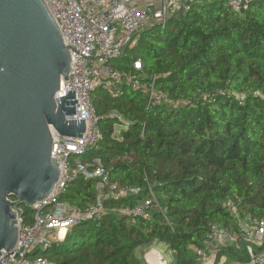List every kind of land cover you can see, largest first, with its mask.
I'll list each match as a JSON object with an SVG mask.
<instances>
[{"label": "trees", "instance_id": "1", "mask_svg": "<svg viewBox=\"0 0 264 264\" xmlns=\"http://www.w3.org/2000/svg\"><path fill=\"white\" fill-rule=\"evenodd\" d=\"M214 2H192L165 24L143 28L128 55L140 60L143 83L172 101L149 104L144 91L92 96L101 138L84 156L101 159L112 181L138 188L109 209L142 203L153 192L151 217L108 211L72 227L62 241L31 256L53 264H148L137 249L160 241L172 264H198L212 225L239 231L248 216L264 219V0L242 16ZM152 85V86H151ZM98 177L79 176L60 200L84 207L97 195ZM25 214L32 220V210ZM240 261L241 253L222 250Z\"/></svg>", "mask_w": 264, "mask_h": 264}, {"label": "built area", "instance_id": "2", "mask_svg": "<svg viewBox=\"0 0 264 264\" xmlns=\"http://www.w3.org/2000/svg\"><path fill=\"white\" fill-rule=\"evenodd\" d=\"M59 27L64 43L69 47L71 70L68 80H62L56 97L75 91L76 113L69 120L85 119L82 137L60 135L52 128V160L60 164V177L51 194L43 201L26 206L32 210V220L25 214V206H14L18 239L12 252L2 251L0 264H53L43 256H31L35 249H44L64 240L73 226L86 221H97L108 211L128 216L151 217L152 210L160 208L157 196L142 203L109 209L106 202L123 200L139 189L112 181L101 159L92 162L84 156L101 138L100 116L92 100L98 88L119 93L122 84L133 90L144 91L148 103L164 104L172 101L168 91L151 88L143 83V64L140 60L123 63L127 69H118L115 62L128 55L141 31L153 23L165 24L180 10H188L192 2H214L228 8L237 16L245 15L256 0H43ZM115 61V62H114ZM98 177L97 195L93 202L81 207L60 200L69 184L79 176ZM15 201V199H11ZM227 248L245 245L249 256L238 264H264V219L248 216L239 231L221 224L212 225L203 247L196 248L198 264L207 257V247Z\"/></svg>", "mask_w": 264, "mask_h": 264}, {"label": "water", "instance_id": "3", "mask_svg": "<svg viewBox=\"0 0 264 264\" xmlns=\"http://www.w3.org/2000/svg\"><path fill=\"white\" fill-rule=\"evenodd\" d=\"M70 70L69 47L44 1L0 0V255L17 243L14 206L45 200L59 180L52 128L85 132V119L67 118L76 113L75 91L56 97Z\"/></svg>", "mask_w": 264, "mask_h": 264}, {"label": "rangeland", "instance_id": "4", "mask_svg": "<svg viewBox=\"0 0 264 264\" xmlns=\"http://www.w3.org/2000/svg\"><path fill=\"white\" fill-rule=\"evenodd\" d=\"M139 4H148L149 0H136ZM236 16V15H234ZM124 62H130L129 60H125ZM68 233V232H67ZM64 236V239L67 236ZM137 255L141 258H144L149 261H151L150 264H172V261L175 259L173 251L168 247L167 244L160 242V241H154L151 244L141 246L137 249ZM147 256V258H146ZM227 256V255H225ZM225 264H231V263H225Z\"/></svg>", "mask_w": 264, "mask_h": 264}, {"label": "crops", "instance_id": "5", "mask_svg": "<svg viewBox=\"0 0 264 264\" xmlns=\"http://www.w3.org/2000/svg\"><path fill=\"white\" fill-rule=\"evenodd\" d=\"M246 244H242V246L238 247L236 245H233V246H230V247H227V248H222V247H219V246H216L215 244L211 245V246H208L207 247V257L205 259V261L202 263V264H225V263H231V264H238L239 263V259L237 258H234L233 256L229 255V254H223L221 257H220V260H218L216 262V257H217V254L222 251V250H230V249H233V251H236L238 253H241L242 250L244 249V246ZM227 255V256H225ZM147 258V256H146ZM148 259V258H147ZM146 260V259H145ZM148 264L151 263V261L147 260Z\"/></svg>", "mask_w": 264, "mask_h": 264}]
</instances>
